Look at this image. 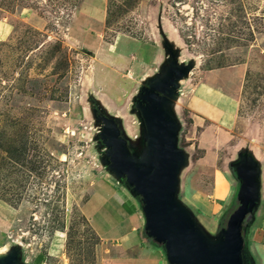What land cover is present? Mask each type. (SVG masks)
Returning a JSON list of instances; mask_svg holds the SVG:
<instances>
[{
	"label": "rangeland",
	"instance_id": "rangeland-1",
	"mask_svg": "<svg viewBox=\"0 0 264 264\" xmlns=\"http://www.w3.org/2000/svg\"><path fill=\"white\" fill-rule=\"evenodd\" d=\"M119 38L166 40L178 63L191 64L177 98L185 80L208 71L234 81L238 135L264 119V0H0V252L18 249L21 264L36 255L42 264H114L116 251L96 235L82 204L102 194L94 224L104 230L120 219L102 216L117 208L110 192L137 199L107 169L99 135L100 117L112 118L131 154L143 151L133 109L141 75L121 63ZM177 98L176 146L187 162L176 196L215 236L235 197L218 222L205 212L212 175L196 165L190 114ZM134 216L140 224V202ZM117 225L108 230L125 226Z\"/></svg>",
	"mask_w": 264,
	"mask_h": 264
},
{
	"label": "water",
	"instance_id": "water-1",
	"mask_svg": "<svg viewBox=\"0 0 264 264\" xmlns=\"http://www.w3.org/2000/svg\"><path fill=\"white\" fill-rule=\"evenodd\" d=\"M162 46L166 62L157 74L143 81L133 100L143 151L139 156L132 155L118 122L101 116L104 163L137 196L143 231L162 246L168 264H248L242 254V230L257 200L258 167L246 155L233 163L238 180L235 205L225 213L217 234L208 235L176 196L187 154L176 146L178 120L171 103L177 97L178 80L186 77L191 64L178 63L176 52L166 40ZM18 259L16 248L0 254V264H21Z\"/></svg>",
	"mask_w": 264,
	"mask_h": 264
},
{
	"label": "crops",
	"instance_id": "crops-1",
	"mask_svg": "<svg viewBox=\"0 0 264 264\" xmlns=\"http://www.w3.org/2000/svg\"><path fill=\"white\" fill-rule=\"evenodd\" d=\"M135 41L119 38L115 44L125 45V50L118 57L124 67L129 65L130 70L141 75L140 81L143 83L159 72L167 55L162 46L163 42L141 44ZM187 81H184L185 90L179 97V105L190 114L194 129L192 145L199 151L195 158L196 165L208 167L212 175L210 190L206 194L212 203H208V211L205 212H216L215 220L218 222V215L234 199L237 192L238 180L232 171L233 163L242 155L248 156L258 167V194L252 212L244 221L242 234L245 243L242 254L248 264H264V119L257 127L251 125L244 136L238 135L234 127L238 109L235 82L220 81L218 71H208L196 81ZM125 194L120 198L113 191L110 192L107 198L112 195L117 200V208H110L102 214L109 218L118 213V225L125 226L117 233L108 230L112 227L115 229L117 223L104 230L94 224V215L103 201L101 193H92L82 204L83 213L96 235L116 251V256L111 260L114 264H168L163 249L158 244L154 245L145 235L143 219L139 224L134 218L138 198L129 193Z\"/></svg>",
	"mask_w": 264,
	"mask_h": 264
},
{
	"label": "trees",
	"instance_id": "trees-1",
	"mask_svg": "<svg viewBox=\"0 0 264 264\" xmlns=\"http://www.w3.org/2000/svg\"><path fill=\"white\" fill-rule=\"evenodd\" d=\"M235 205V201L233 202V205ZM231 208V207H230ZM243 242L245 243V241L243 240ZM42 261V257L41 255H36L33 259V264H40V262Z\"/></svg>",
	"mask_w": 264,
	"mask_h": 264
},
{
	"label": "bare ground",
	"instance_id": "bare-ground-1",
	"mask_svg": "<svg viewBox=\"0 0 264 264\" xmlns=\"http://www.w3.org/2000/svg\"><path fill=\"white\" fill-rule=\"evenodd\" d=\"M176 98H177V97H176ZM177 99H179V98H177ZM171 108H172L173 111L175 110V108H176L175 101L171 103ZM174 112H175V111H174ZM2 253H4V252H0V254H2Z\"/></svg>",
	"mask_w": 264,
	"mask_h": 264
}]
</instances>
